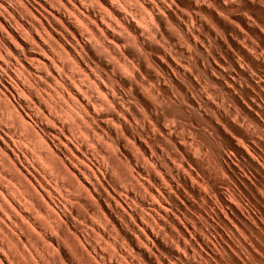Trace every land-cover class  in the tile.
<instances>
[{
	"label": "rangeland",
	"instance_id": "rangeland-1",
	"mask_svg": "<svg viewBox=\"0 0 264 264\" xmlns=\"http://www.w3.org/2000/svg\"><path fill=\"white\" fill-rule=\"evenodd\" d=\"M0 264H264V0H0Z\"/></svg>",
	"mask_w": 264,
	"mask_h": 264
},
{
	"label": "bare ground",
	"instance_id": "bare-ground-1",
	"mask_svg": "<svg viewBox=\"0 0 264 264\" xmlns=\"http://www.w3.org/2000/svg\"><path fill=\"white\" fill-rule=\"evenodd\" d=\"M34 27H35V26H34ZM44 28H45V27H44ZM38 30H39V29H37V32H38ZM45 30H46V29H45ZM45 32H46V31H45ZM40 33H41V31H40ZM41 34H42V33H41ZM38 35H39V34H38ZM26 36H27V35H26ZM40 36L43 38L42 35H40ZM23 37H24V36H23ZM41 37H40V38H41ZM44 37H45V36H44ZM23 39H24V38H23ZM46 39L48 40V38H46ZM44 40H45V38H43V41H44ZM47 40H45L46 43H48ZM48 44H49V43H48ZM53 51H54V50H53ZM55 53H56V52H55ZM10 122H11V121H10ZM76 124H77V123H76ZM77 128H78V127H77ZM18 141H19V140H18ZM51 166H52V165H51ZM58 176H59V175H58ZM63 178H64V177H63ZM25 191H26V190H25ZM26 192H27V191H26Z\"/></svg>",
	"mask_w": 264,
	"mask_h": 264
}]
</instances>
